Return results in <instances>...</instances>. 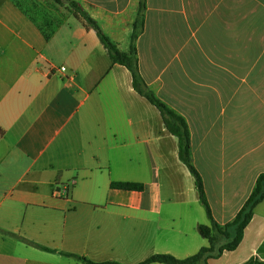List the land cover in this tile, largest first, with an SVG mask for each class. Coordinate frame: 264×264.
Returning a JSON list of instances; mask_svg holds the SVG:
<instances>
[{"label": "crops", "instance_id": "crops-1", "mask_svg": "<svg viewBox=\"0 0 264 264\" xmlns=\"http://www.w3.org/2000/svg\"><path fill=\"white\" fill-rule=\"evenodd\" d=\"M74 1L129 52L141 0ZM136 47L149 89L189 125L215 220L231 222L264 173V0H146ZM0 133V264H143L209 246L177 137L68 3L0 0ZM251 258L264 261V201L208 264Z\"/></svg>", "mask_w": 264, "mask_h": 264}, {"label": "trees", "instance_id": "trees-1", "mask_svg": "<svg viewBox=\"0 0 264 264\" xmlns=\"http://www.w3.org/2000/svg\"><path fill=\"white\" fill-rule=\"evenodd\" d=\"M55 1L61 4L68 3L71 11L80 16L86 24L97 33V36L107 51L111 61L114 64L125 66L131 72L134 89L160 111L165 127L170 134L178 139L180 160L194 176L200 200L206 209L210 225H201L199 230L200 233L208 240V247L202 248L194 256L183 260L170 255H157L150 258L143 264L153 262L163 264H208L210 259H217L225 252L235 251L243 241L245 230L253 220L255 209L264 201V173L258 177L251 195L236 217L225 225L219 224L213 216L205 191L203 178L193 163L191 133L187 121L153 94L140 73L136 41L144 28L146 0L140 1L139 13L133 25L131 48L129 52H122L78 2L74 0ZM111 187L113 189L124 191H143L145 188L144 184L134 182H113ZM82 260L88 264H94L85 259ZM244 264H264V261H261L258 258H251Z\"/></svg>", "mask_w": 264, "mask_h": 264}, {"label": "built area", "instance_id": "built-area-1", "mask_svg": "<svg viewBox=\"0 0 264 264\" xmlns=\"http://www.w3.org/2000/svg\"><path fill=\"white\" fill-rule=\"evenodd\" d=\"M60 70H61L62 72H65V71L67 70V68L62 66V67L60 68Z\"/></svg>", "mask_w": 264, "mask_h": 264}, {"label": "rangeland", "instance_id": "rangeland-1", "mask_svg": "<svg viewBox=\"0 0 264 264\" xmlns=\"http://www.w3.org/2000/svg\"><path fill=\"white\" fill-rule=\"evenodd\" d=\"M99 25V27L102 29V27H101V25L100 24H98ZM103 31V30H102ZM105 34H106V32H105V30L103 31ZM107 35V34H106Z\"/></svg>", "mask_w": 264, "mask_h": 264}]
</instances>
